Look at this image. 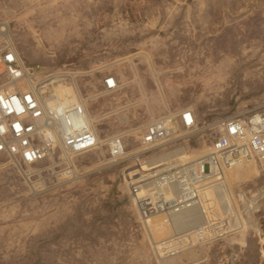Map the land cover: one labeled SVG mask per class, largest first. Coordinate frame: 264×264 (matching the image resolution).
<instances>
[{
    "label": "rangeland",
    "instance_id": "rangeland-1",
    "mask_svg": "<svg viewBox=\"0 0 264 264\" xmlns=\"http://www.w3.org/2000/svg\"><path fill=\"white\" fill-rule=\"evenodd\" d=\"M6 21L12 40L0 31V45L13 44L38 78L68 70L66 82L95 121L107 116L98 121L101 139L122 132L127 151L145 123L174 108H192L204 124L264 111V0H0V25ZM108 72L120 82L112 93L102 86ZM68 86L57 91L76 96ZM103 154L79 155L70 177L48 162L30 176L34 165L0 157V264H264V161L226 169L227 180L218 174L224 196L214 201L206 185L204 216L231 225L214 241V227L191 228L202 220L195 207L165 221L138 217L123 181L131 161L104 164ZM172 224L188 231L165 254L158 239Z\"/></svg>",
    "mask_w": 264,
    "mask_h": 264
},
{
    "label": "built area",
    "instance_id": "built-area-1",
    "mask_svg": "<svg viewBox=\"0 0 264 264\" xmlns=\"http://www.w3.org/2000/svg\"><path fill=\"white\" fill-rule=\"evenodd\" d=\"M35 73L13 44L0 45V157L14 165H34L28 172L30 176L41 175L45 170L40 163L48 162L51 170L58 166L59 173L70 177L79 155L101 148L104 164L125 158L131 161L128 166L131 169L124 171L123 181L129 182L127 195L138 217L158 214L165 221L173 213L195 207L202 220L191 228L224 225L223 230L212 228L213 232H209L208 238L214 241L217 233L222 235L229 231V222H216L214 217L208 220L204 216L205 208L197 200V191L206 185L215 186L222 167H229L250 154L264 160L263 110L247 109L220 117L218 123L213 119L204 124L195 110L181 106L145 123L136 138V146L131 149L133 152L127 151V137L122 132L107 135L97 147L101 138L99 122L107 116L93 121L88 107L77 101L62 102L53 98V104L49 105L41 86L57 77L66 79L68 70L60 69L44 78H38ZM11 80L16 81L12 88L7 85ZM102 86L108 93L116 91L118 77L112 72L106 73ZM177 130L182 132L179 134ZM192 138H195L193 145L190 144ZM202 144L206 147L199 157L181 158L188 155L190 148ZM142 162L150 167L145 169ZM130 170L132 174H128ZM220 203L226 205L223 199ZM170 227H173L172 233L158 239L170 252L164 251L165 254L179 250L176 238L181 239L188 231L174 224ZM146 231L150 235L148 228ZM211 240L209 242H213ZM153 242L156 247L157 241ZM171 245L176 249L170 250ZM156 250L160 253L157 247Z\"/></svg>",
    "mask_w": 264,
    "mask_h": 264
},
{
    "label": "bare ground",
    "instance_id": "bare-ground-1",
    "mask_svg": "<svg viewBox=\"0 0 264 264\" xmlns=\"http://www.w3.org/2000/svg\"><path fill=\"white\" fill-rule=\"evenodd\" d=\"M1 25H2V27H0V31H3L4 32V34H5V36L8 38V39H10V40H12V38H11V27H10V25H8V22L6 21V22H2L1 23ZM0 25V26H1ZM71 76H73V75H71ZM68 79H69V77H68ZM69 81H71V79L69 80ZM72 82V81H71ZM15 83H16V81H13V80H11V81H9L8 83H7V85L10 87V88H12V87H14L15 86ZM64 83H66V85H67V87H69L68 85H71L72 86V88H73V90H74V92H72V94L74 93L76 96H74V97H72V96H70V93L68 92V95H66V96H64L65 94H63V93H59V91H57V87H60V85L61 84H64ZM120 83V82H119ZM20 84L22 85V86H24V83L23 82H20ZM59 85V86H58ZM70 86V87H71ZM50 87V88H49ZM119 87H120V84H119ZM65 88V87H64ZM67 88H65V90H66ZM41 90H42V92H43V94L46 96V99H47V102H48V104L49 105H52L53 104V102H54V100H53V98L55 99V100H61L62 102H68V101H77V102H80V103H83L84 105H86L87 106V103L85 102V100L83 99V98H80V94L78 93V91H76V88H75V84L74 83H71V84H69V83H67L66 82V80L64 79V77H57V78H55L54 80H52L50 83H46L44 86H41ZM67 91V90H66ZM63 95V96H62ZM83 97V96H82ZM156 102H154L155 103V105H156V107H159V108H162L161 106H162V101H161V98H157L156 100H155ZM88 107V106H87ZM153 111H154V108H153ZM88 112H89V117H90V119H92L93 121H95V117H93L92 116V114H91V112H90V110H89V108H88ZM141 130V129H140ZM139 130V131H140ZM139 131H138V133H139ZM177 132V131H176ZM138 136V135H137ZM100 142H103V140L100 138V139H98V146L97 147H100ZM101 149V148H100ZM100 149H98V150H100ZM97 150V151H98ZM201 155V154H200ZM200 155H198L197 157H199ZM197 157H195V158H197ZM183 158H186V157H183ZM195 158H188V159H195ZM248 158H252V154H250V155H248V156H246V157H244L243 159H240L239 161H237V162H235L234 164H232L231 166H229V167H222V169H221V171L218 173V174H221L220 175V177H224V180L226 179L227 180V178H228V175H230L229 174V172L226 170V169H228V170H230V169H233V168H238V167H241L242 166V164H244V162L245 161H249L250 159H248ZM261 161H264V160H261ZM111 163H114V162H109V163H107V164H111ZM25 164H27V163H25ZM142 164L145 166L146 165V168H149L150 166H147V164H145V163H143L142 162ZM138 167H140V165H138ZM76 169V165H75V168H74V170ZM223 169H225L224 171H223ZM234 172V171H233ZM219 177V178H220ZM221 179V178H220ZM224 185V184H223ZM205 187L206 186H204L203 188H201V190L200 191H197V196H198V199L197 200H199V201H201V194L203 193V191H204V189H205ZM210 187V186H209ZM221 188H222V185H220L219 183H217L215 186H213V188L211 187V189H208V190H206L207 191V194L209 195V198H210V196H211V200H213L214 201V198L216 197V195L217 194H219V196H221V197H223L224 196V193L222 192V190H221ZM221 190V191H220ZM215 196V197H214ZM218 198V197H217ZM224 198H226V196L224 197ZM205 201H207V200H205ZM226 202H228V201H226ZM204 206H205V204H204ZM206 209V208H205ZM188 210V209H187ZM186 211V210H185ZM193 211V210H192ZM195 211V210H194ZM183 212V211H182ZM184 213V212H183ZM197 213V212H196ZM177 214H179V213H177ZM180 214H182L181 212H180ZM187 214V213H186ZM189 214H190V212H189ZM189 214H187L186 215V217L187 218H189ZM192 214V213H191ZM184 214H182V216H183ZM238 215V214H237ZM173 216V215H172ZM176 216V215H175ZM177 216H179V215H177ZM185 216V215H184ZM193 216V215H192ZM195 216V215H194ZM198 217H199V215H197ZM153 217V216H152ZM157 217V216H156ZM180 217V216H179ZM185 217V218H186ZM159 218V217H158ZM183 218V217H182ZM194 218V217H193ZM200 218V217H199ZM149 219V218H148ZM178 219V218H177ZM190 219V218H189ZM153 220V219H152ZM151 220V221H152ZM191 220V219H190ZM198 220V219H197ZM174 221V220H173ZM175 221H176V219H175ZM179 221H181L180 219H179ZM189 221V220H188ZM222 221V220H221ZM184 222V221H183ZM187 222V221H186ZM191 222V221H190ZM180 224H181V222H180ZM187 224V223H186ZM185 224V225H186ZM178 225V224H177ZM243 225V224H242ZM241 225V226H242ZM152 226V225H151ZM156 226V225H155ZM181 227V226H180ZM219 228V227H218ZM161 229V228H160ZM188 229V228H187ZM190 229V228H189ZM159 230V229H158ZM163 231V230H162Z\"/></svg>",
    "mask_w": 264,
    "mask_h": 264
},
{
    "label": "crops",
    "instance_id": "crops-1",
    "mask_svg": "<svg viewBox=\"0 0 264 264\" xmlns=\"http://www.w3.org/2000/svg\"><path fill=\"white\" fill-rule=\"evenodd\" d=\"M130 57V59H132V55L131 56H128V58Z\"/></svg>",
    "mask_w": 264,
    "mask_h": 264
}]
</instances>
